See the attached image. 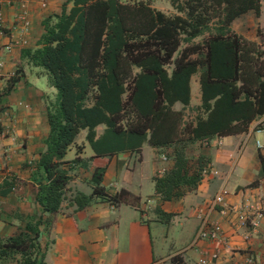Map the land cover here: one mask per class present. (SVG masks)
Segmentation results:
<instances>
[{
	"label": "trees",
	"instance_id": "16d2710c",
	"mask_svg": "<svg viewBox=\"0 0 264 264\" xmlns=\"http://www.w3.org/2000/svg\"><path fill=\"white\" fill-rule=\"evenodd\" d=\"M172 2L175 14L153 8L148 0H66L60 14L43 22L38 47L22 51V59L56 90L55 99L45 103L50 133L34 163L45 179L35 196L44 213L60 212L71 172L77 166L87 169L94 158L82 159L84 146H77V158L66 159L85 130L95 157L141 153L146 143L171 148L172 167L153 178L156 195L166 203L194 193L210 168L206 157H188L190 144L247 133L264 116V41L232 28L249 11L260 17L262 0ZM257 32L262 39L261 29ZM20 79L18 73L12 77L4 95ZM194 80L201 101L191 107ZM189 109L194 116L187 115ZM99 126L105 127L100 136ZM105 172L93 169L91 194L77 192L70 201L75 211L97 201L139 208L140 197L103 186ZM156 212L165 224L174 216L160 206ZM42 222L0 237V264H46ZM171 264L186 263L176 255Z\"/></svg>",
	"mask_w": 264,
	"mask_h": 264
},
{
	"label": "crops",
	"instance_id": "0c3cea01",
	"mask_svg": "<svg viewBox=\"0 0 264 264\" xmlns=\"http://www.w3.org/2000/svg\"><path fill=\"white\" fill-rule=\"evenodd\" d=\"M1 1L0 237L6 239L20 232L28 223L35 224L42 219L40 241L48 247L46 264H171L176 255H180L186 264H198L202 258H211L214 253L219 254V259L213 264H246L250 257L253 264H264V216L257 220V226L242 227L237 225L236 217H222L216 210L212 218L221 223L224 234L218 241L204 240L194 244L198 215L222 187L226 189L229 205L244 206L249 202L254 206L262 198L264 207L260 159L261 155L264 157V130L256 127L264 116L256 120L247 133L190 144L188 148L193 153L188 157L197 159L204 156L209 159L210 168L194 193L166 203L156 195L153 178L172 167L169 158L171 148L162 150L146 143L141 153L123 152L113 157H95L86 141L85 130L68 151L66 159L77 158V146H84L79 155L82 159L94 158L87 169L77 166L71 172L72 181L60 212L55 215L44 213L35 196L39 182L45 179L34 163L45 149L50 133L45 103L55 99L56 90L49 86L48 80L46 86L39 83L40 77L44 80L45 75L22 59V51L38 47L44 33L43 22L51 15L60 14L66 0ZM149 2L164 13H177L172 0ZM25 22L29 23L28 27ZM250 23L254 28L264 30V0L260 17L249 11L237 18L232 28L234 31L239 26L246 29ZM242 35L259 41L255 34L252 37ZM17 73L21 76L19 83L9 95H4L10 79ZM200 97V86L194 80L191 107L200 105ZM176 107L180 109L182 106ZM104 130V126H99L98 136ZM257 142L263 147L259 148ZM95 168L106 170L103 186L108 191L125 189L140 197L139 208L97 201L82 211H75L76 206L70 205V201L77 192L91 194V176ZM159 206L164 212L174 214L166 225L178 222L189 240L186 247L181 245L178 250L165 255L161 253L162 249L159 251L155 247L152 228L154 224L157 227L165 224L157 215ZM256 214L257 211L253 217ZM47 220L50 224L46 223Z\"/></svg>",
	"mask_w": 264,
	"mask_h": 264
},
{
	"label": "built area",
	"instance_id": "2783aa9c",
	"mask_svg": "<svg viewBox=\"0 0 264 264\" xmlns=\"http://www.w3.org/2000/svg\"><path fill=\"white\" fill-rule=\"evenodd\" d=\"M0 0V4H1ZM45 4V2H44ZM2 21V17L0 16V22ZM25 26L28 27L29 23L25 22ZM10 49V48H8ZM1 66V64H0ZM256 127L258 130H264V118L258 120ZM219 145H222V142H219ZM257 146L262 148L263 145L260 142H257ZM207 174V170L204 171V175ZM227 192L225 187H222L213 197V199L209 202L207 208L203 209L199 215V227L194 240V244H197L200 241L211 240L218 241L220 236L224 234L223 228L220 222L214 221L212 218V214L214 211L218 210L219 214L222 217L230 218L236 217V223L238 226L249 227V226H257V220L261 219L264 216V207H263V199L260 198L259 202L256 205H252L248 202L246 205L236 206L229 205L226 202ZM257 211L255 217H253L254 212ZM219 259V254L214 253L211 255V258H202L198 264H213L216 260ZM253 258H248L246 260V264H253Z\"/></svg>",
	"mask_w": 264,
	"mask_h": 264
},
{
	"label": "rangeland",
	"instance_id": "374dc122",
	"mask_svg": "<svg viewBox=\"0 0 264 264\" xmlns=\"http://www.w3.org/2000/svg\"><path fill=\"white\" fill-rule=\"evenodd\" d=\"M134 1H138V0H134ZM148 1H150V0H148ZM241 25H243V23H241ZM258 29H261V28H254L252 26V23H250V26H248V28H246V29L245 28L243 29V27H241V26L236 27V29H235L236 31L235 32L236 33L238 32V34H240V35L246 34L248 37H252L255 34V36L258 37V32H257ZM261 31L263 33V38L259 39V37H258L259 42L264 41V30L261 29ZM43 79L45 81L42 80V78L40 77L39 83L44 85V86H46V80H47L46 76H44ZM194 87L196 88V85H194ZM194 99L196 101V97H194ZM193 110L194 109H189V111H187V115L194 116V111ZM192 153H193V151L188 148V154L192 155ZM69 154H70V152H69ZM133 163L134 162H132V166L131 167H133V165H134ZM136 173H137V177H136L135 181L137 182L138 169H137ZM228 188H227V190H228ZM144 197H145L144 200H146L147 197L146 196H144ZM152 228H153L155 247L159 251H160V249H162L161 253L163 255L168 254L171 251L178 250L181 247V245H183L182 247H186V245L189 244L188 235L186 234V232H184V228L181 227L178 224V222H176V223H174L172 225H169V226L166 225V224H160V225H158V227L154 224L152 226Z\"/></svg>",
	"mask_w": 264,
	"mask_h": 264
}]
</instances>
